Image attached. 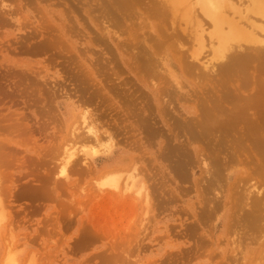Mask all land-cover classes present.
<instances>
[{"label":"rangeland","instance_id":"rangeland-1","mask_svg":"<svg viewBox=\"0 0 264 264\" xmlns=\"http://www.w3.org/2000/svg\"><path fill=\"white\" fill-rule=\"evenodd\" d=\"M81 1H78V0L77 1H75V0H62V1L58 0L57 1L56 0V2H55V0L54 1L52 0V2H51L50 0H46V1H44V0H40V1L39 0H0V89H1L0 90V94H1L0 98L3 96V94L5 96L4 100L2 99L1 103H0V118L1 117L4 118V119H1L2 124L0 123V141H1L0 144L2 145V142H3L5 144V147L8 144L6 149L9 148V151L12 153V154H9L10 152L8 153V151H5L4 146H2V147L0 146V149H1L0 155H2V158H4V157H3V154H1V152L5 151L4 156H7L3 160L1 159V162L9 160V162H11V163H9V162L8 163L12 164V165H10V168H8V165L4 166V165H2V163H0V168L3 166L1 168V172H0L1 176L2 175L3 176L1 178L2 180L1 179L0 180L3 181V183L5 185L4 186L3 183L0 181V188H1V184H2L3 185L2 189H3V187H5V191L7 193V196H6L7 198L4 197L5 193L3 195V198L1 195L3 193H0V195H1L0 198H1V203H2L3 208L7 206L6 207V214H3V211H5V210H3L1 213V216H0V223H1L0 224V264H217V263L218 264H221V263L229 264L232 260H236V259H238V261L237 262L235 261V263L233 262L234 264H238V263L239 264H253V263L254 264H257V263L258 264H264V242H263L264 241V226H263L264 222H263V224H261V226H263V230H262L263 232L261 230H260L261 232L258 231V229H256V228L254 229V227L250 228L251 231L246 229V227L242 228L240 226H237V228H236L235 224L240 225L237 222L238 221L237 218H235V216L237 217V215H236L238 213L237 210L232 211V213L235 212V215L234 214H232V215L236 219L237 223L234 222V218L233 219L229 218L230 212L229 213L227 212L228 203L231 201V204L234 206L235 202H237V201H235V199L237 198V194H239L240 190H241L240 192L242 193L244 185H246L249 180H252V182L249 181V185L255 182V184H258L260 187L263 188L264 185L261 186V184H260L261 182L258 179V177L256 176V178L254 179V176H253V179H250L248 176L243 175V176H240L241 179L237 181L235 179H237L239 177H238V175H236L235 172L233 173L232 171L233 170L237 171L239 167L230 166V168L226 169L227 171L226 170L224 171L226 175L231 173L229 183L226 184L224 189H223V185H221V183H222L221 181L219 182V180L217 179V182L215 183L213 180L210 179L212 182V185L210 183L211 191L209 188V192H208V187H209L208 183L210 182V180L207 182L208 186H205L206 185L205 181L208 180V178H207V175L205 173H203L204 168H201V166H202V165H200L201 162H198V160L201 161L200 159L204 160L205 157H206V159L210 158V154H209L210 151H209V153L204 151L205 146L207 145V147H208L210 145V144L208 145V144L204 143L205 141L208 142V140H204V142L202 144H201V142L197 143V141H194L195 139H191L190 141H186L187 143H189V144L191 143L193 145L190 144L191 146L186 147V148H189V150L191 148L190 151L188 149H186V151H185V149L181 145L182 143H184L182 136L179 138V142L175 141V144H173L174 142H172L169 138H167V135H163V132L165 134V129L162 128L161 124H160V120L163 119V118L159 117L160 107L158 105L155 106L153 104L154 101L152 102L151 100H149L151 98L150 93H151V95L154 94L152 89H154L155 85L152 88L153 84L159 83V82L156 83L155 80H153L152 78L157 79V81H158L159 75H165V77H166L167 84L165 85V87L163 89H160V91H159V86H158V91H159L158 96L162 94L161 96L163 97V94H164V96L165 95L167 96V94H168L169 99H171V100L168 99L169 105H164L165 109H168L169 107H171L170 108L171 110L163 112L164 119H168L169 117L172 116V114H167L169 112L174 113L178 116L179 114H182L181 111H182L183 106H185L187 108V105L190 102L182 101L181 99L183 96H179L176 89H179L178 88V85H179L182 88V91H184V89H186L187 86L194 85L196 80H194L193 77H192V79L187 78L188 76L187 77H180L177 70L173 69L171 66H168V65H167V68H165V72H163V70L161 71L160 68H162V69L164 68L161 63H162V58L164 57V53L166 51V50H164V53H163L162 47L160 49H158V50H161L160 53H159V51H157V52H155V55L152 56L156 60L155 62H153L152 60L149 61L150 59L147 60L146 57H144L149 52L147 46H150L151 44L148 45V43H150V42L152 43V40L154 38L152 40H147V39L151 38L153 36L155 37L154 32L147 31L148 34L145 32V28L142 27V26H144L145 21L141 22L142 18H143V20H144V18H147V20L152 21V25L156 24V20H154L152 17H149V18L145 17L146 12H145V10H142L146 4L145 1L147 2L146 7H144L145 9L146 8L148 9V7L151 3H148L147 0H145V1L143 0L144 2L142 5H144V6H139L140 8L142 7V9H139L138 6L134 7V9L136 8L137 10L132 9L134 14L137 13V15H134L132 11L130 12L134 15V17L137 16L135 18V21H137L138 25L142 24V23L143 24H142V26L141 25L136 26L134 24L135 27L133 26V28H131L132 26L130 27V25L133 24L132 22H134L133 15L131 14V16H132L131 19H133V20L130 19L129 20L130 22L128 21L127 24H124V25L130 24L129 27H130L131 31H129V28L126 30V28L123 29V27H122V29H121L122 31H120V32H122V36H121V33L117 32V30H114L115 26L113 28L111 22H109L112 20V19L111 20L109 19L112 17V16L109 17V15H111V14L105 12L108 15V17L105 15L107 22H106V19L104 18V16H103L104 19H100L101 15L105 14L104 13L105 9L104 10L102 9L103 5L101 4V7H99L100 10H97V9H99V8H97L98 7L97 4L100 5L99 3L103 0H101L100 2L98 0V3H96V4H95V2H97L96 0H94V2H93V0H90V1L86 0L88 4L91 3V4H89V5H91V7L89 6L90 9H92L91 11H90V9H88L87 5H86L87 7L82 6V5L81 6L78 5V4H81ZM54 2H55V4H54ZM57 2H59V3L62 2V3L59 4ZM56 3L59 4L60 6H58ZM101 3H103V2H101ZM68 6H70L72 8H70V7L68 8ZM93 6H95L96 8H94ZM61 7H63L67 11V13ZM184 7L187 8V6H184ZM184 7L183 8L181 7V9H179L182 12L177 13V11H179L177 9V11L175 10L176 14H174L171 18H169V17L166 18L168 15L165 16V18L168 19V21H169V19L170 20L174 19V22H176L177 27L180 29L182 28L185 30L186 29L185 27H187V29L190 30L191 27H190L189 23L191 22L190 19L192 18L191 17L192 15L190 13L191 18H188V16H189L188 13L192 8L189 7V8H187L188 10L185 9V10H187V14H188V15H186V13H185L186 11H184V13H183ZM197 7L198 6H195L196 10H197ZM60 8L63 9V11ZM177 8H179V7H177ZM195 8H193V9L195 10ZM56 9H58L57 12H56ZM71 9L74 11L71 12ZM93 10L95 13H97V11H98L99 14L98 13L97 14L100 16H98V15H95V16H96V19L99 18L100 21L96 20L95 17H94V19L92 18L93 17L92 15L95 14L94 12H92ZM80 11H81V13H80ZM89 11L92 13H90ZM51 12H54L53 13L54 15ZM73 12H75V13H73ZM190 12H193V11H190ZM61 13H63V14H61ZM101 13H104V14H101ZM130 13H129V15H130ZM66 14L68 17L65 16ZM90 15H91V17H90ZM171 15L169 14V16H171ZM69 16L70 17L72 16V17L70 18ZM126 16H128V12H127ZM49 18H50V20H49ZM53 18H55V19H53ZM67 18H68V21H67ZM84 18L86 20H84ZM137 18H139L140 20ZM150 18H152V19H150ZM82 20H84L85 22ZM56 21H58V22H56ZM71 21H73L74 23H72ZM98 21L101 23V28L99 25L100 23ZM104 21H105V23H104ZM139 21L141 23H139ZM54 22H56V23L54 24ZM69 22H71V23H69ZM78 22H80V23H78ZM88 23H89L88 27L91 30H93L91 33H90L91 30L86 28L87 25L85 26V24H88ZM106 23L109 25H107ZM64 24L66 26H64ZM96 24H97V26H96ZM105 24H106V26L112 27V29L106 27V28H108L107 29L108 31H106V28H103V27H105ZM203 24H204V22H203ZM70 25H73V26H70ZM154 25L152 26V29H154ZM140 26H141V28H139ZM52 27H54V28H52ZM64 27H66L67 30ZM72 27L74 29L77 28V29H75L76 33L74 32V34H73L74 29H69ZM96 27H98V28H96ZM62 28L64 30H62ZM208 28L206 27V29H208ZM71 30H72V33L70 34ZM101 30H103V31H101ZM118 30H119V28H118ZM65 31L67 32L66 34H64ZM94 31L96 32V34H94L95 33ZM100 31H101L100 34H104V35L106 34L105 36H103L104 38L102 37L103 42L100 39L102 36L99 34ZM125 31L129 35L126 36ZM142 31L146 36L142 33ZM180 32H179V34H180ZM118 33L120 35H118ZM138 33H139V36L141 35L140 37H138ZM91 34H94V35H91ZM112 34L113 35L115 34V35L113 36ZM179 34L177 36H179ZM74 35H75V37H74ZM76 35H77V37H76ZM84 35H86V36H84ZM95 35H98L97 38L100 39L99 41H101V42L92 41L94 39H97ZM93 36H95V37H93ZM113 37H114V39H113ZM134 37H137V38L134 39ZM142 37H143V43H141V45L143 44L142 46L145 47V49H147L146 54H144L145 49L140 50V48H139L137 50V48L135 47L137 44L140 43L137 41V44H135L136 40L141 38L140 41H142ZM145 37H147L146 40H145ZM91 38H92V40H91ZM176 38L177 37L175 36V39H172V40L177 41L178 38L177 39ZM126 39L128 40V43L132 42V39L135 40V41H133V42H135L134 47L136 48V50L138 52L137 53L132 52L131 56L134 55L133 57L136 58L138 55L135 56L134 53H136V54H138L139 52H140L139 54L143 53L144 54V55H142L144 58L143 60H147L149 63L147 61H141L142 64H140L141 62H138V61H136L135 63L133 62V59H132L133 57H131L129 54L131 52L130 48L132 50V47L134 44H133V42H132V44H133L132 46L130 44V46H129L130 48L128 47L130 52L128 51L129 53H127V51H125L123 49V48L127 47V45L125 44V43H127ZM155 39H156V37H155ZM124 40H126V41H124ZM105 41H106V44L108 43L107 44L108 46L105 44ZM122 41H124L125 43H123ZM145 41H147V42H145ZM148 41H150V42H148ZM176 41H175L174 45L177 44ZM96 42L98 43V45L100 43H102L105 46H107L108 49L105 48L107 50L112 48L113 51L110 50V53H108L109 51L102 49V47L104 48L105 46L99 45L100 47H98L97 44L95 45ZM118 42L125 44L126 46L124 47V45H123V47L121 48L120 47V46H122L121 44H119V46L116 45ZM188 44L189 43H186V45L184 44L185 45L184 50H186V51L188 50V52L192 53L195 50V47H197V46H195V44H193L195 47L192 48V43H190L189 46H188ZM141 45L140 46L138 45L137 47H141ZM186 46L189 48H187ZM118 47H119V49H118ZM78 49L79 50L82 49V50L79 51ZM125 49L127 50V48H125ZM82 51H85V52H83L84 54H82ZM105 51H107V52H105ZM132 51H134V48ZM141 51H144V52L141 53ZM112 52H113L115 58L112 57L113 56V54H111ZM105 53H107V54H105ZM100 55L103 57H101ZM167 55H168V58H166L165 62H168V63H166V64H169V63L172 64L174 62V60L170 57V54H168V52H167ZM104 56L106 59H103ZM111 57H112V60L115 59L114 62H112V63L109 62ZM129 57H131V58L129 59ZM147 58H149V57H147ZM120 59H121V62H120ZM138 59H141V57ZM86 60H88V61H86ZM128 60H131V61L129 62ZM104 63L105 64L107 63V65H105V66H107V68H104L105 67ZM129 63H132V64L130 65ZM138 63L140 64L141 68L144 70L146 68V65L148 66L146 69L147 75L143 72H142V74H144L145 76L142 75L141 72H140V74H141L140 76L137 74L141 69V68H139V71H138V67H140ZM153 63H154V66H151ZM113 64H115L116 66H113ZM119 64L121 66H119ZM157 64L160 68L153 70L152 67H154V68H155V66L157 67ZM98 65L102 66L104 70L101 69L102 67H100L98 69V67H99ZM135 65H138V67L135 68ZM142 65H145V68L142 67ZM198 65L200 66V64H198ZM112 66H113V69H115L114 74H113V69H112V72L110 69V68H112ZM118 67H120L119 71L122 70L121 74L116 70V68H118ZM133 67L137 70H135ZM148 68H149V71H151V72L154 71L153 74L155 75L156 78L152 77L153 76L152 73L147 71ZM169 68H171V69H169ZM106 69L108 71H106ZM109 69H110V71H109ZM159 69H160V73L162 72L163 74L162 73L160 74L158 72ZM81 70H83V73ZM123 70H124V72L126 71L125 72L126 74H124L125 76L122 74ZM131 70H133L134 72ZM115 71L118 72L117 73V76L119 75L118 77L114 76ZM155 71L157 74L155 73ZM135 72H136V74H135ZM81 73L84 75H82ZM88 73H89V76H88ZM108 74H112L113 76L111 75V77H110V75H108ZM148 74L150 76V81L152 79V82L153 81L155 82V83L151 82L152 85H151V83L148 82L149 81ZM83 77H85L86 80ZM89 77L91 78V80H89L90 79ZM103 77L104 78L107 77V78L105 80L101 81L100 79H103ZM113 77H115V78H113ZM143 77H144V80H143ZM92 78H94V79H92ZM108 78H110V80H107ZM124 78H126V79H124ZM127 78H129L128 80H130L132 78L131 80H133L134 82L130 81V83H129V81H128V82H126V85H125L124 80L127 81ZM185 78L187 80H185ZM140 79L142 80V82H140ZM120 80L123 81L124 83L120 82ZM191 80L193 81L194 84L192 83ZM94 81L97 83H95ZM108 81L110 82L109 83L111 86L110 89H109L110 86L108 84ZM100 82H101V84H100ZM111 83H113L116 86L114 87V85H111ZM92 85H94V86H92ZM121 85L122 86L124 85L123 88H125V90L121 87ZM106 87H108L109 90H107ZM116 87H119V89L120 88H122V89H120L118 91L117 90L118 88H116ZM129 87L131 88V90ZM168 87L169 88L173 87L172 90L174 92L171 90V88H170V90L174 94H172L170 92ZM175 87H177V88H175ZM126 88L128 91L126 90ZM165 88L166 89L168 88L169 91H167ZM83 89H85V90L81 91ZM113 89H114V91L112 93L108 92V91H112ZM102 90H105V91H102ZM5 91H7L8 93ZM77 91H81L83 93H79V95H78ZM120 91H121V93H120ZM124 91H126V92H124ZM87 92L90 93V96L92 94H94V92H97L94 97H91L93 99V100L91 99L92 101H89L88 99L85 98V97H88V95H89ZM118 92L120 93V95H119L120 97H122V95L124 96L123 100L127 99L126 102H128V104L125 103V101H123L121 98H118L119 97V96H117ZM141 92L145 96H142ZM166 92H168V93L166 94ZM6 93L9 94L8 95L9 97H6L7 96ZM85 93H87L88 95ZM104 93L105 94L107 93L108 95L107 94L105 95ZM115 93H116L117 97L115 96ZM125 93H126V95L131 94V97L129 96L128 98H126ZM133 93H135L136 96ZM103 94H104V97L106 96L105 99L107 100V96H108L109 98L107 101L111 100V102H106L104 104V102L106 100H104V97L102 96ZM132 94H133V98H132ZM161 96H159V98H161V100L163 98H165V97L162 98ZM102 97H103V99H101ZM114 97H115V99L117 98L116 101H114ZM180 97H181V99H179ZM78 98H81V99H78ZM84 98L87 101H89L90 103H92V102L93 103L92 104L88 103L90 105L88 107L87 106L88 104H86L87 101L84 102V100H85ZM184 98L185 97H183V99ZM112 99H113V101H112ZM117 100L120 101L121 103L118 102ZM179 100H180V102H179ZM82 101L84 102V104H81V103H83ZM101 102H103V103H101ZM116 102H118V103H116ZM123 102L127 105V107H125L126 109L124 108V106H122V108H121V105H124ZM131 102H133L134 104L133 103L131 104ZM148 102L151 103L153 108H151V106L149 108H147L150 104V103L148 104ZM143 103H144V105L145 104L146 105L144 106ZM106 104H108V105H106ZM99 105H101V106L99 107ZM105 105L107 106L106 108L104 107ZM133 106L135 108V111L133 109ZM172 106H174V107L176 106V108L179 107L178 111L176 108L174 110V108ZM95 107H96V109H94ZM113 107H115V109ZM118 107H120V108H118ZM110 108H111V110H109ZM131 108H132V110H131ZM140 108H141V111H140ZM142 108H144V109H142ZM83 109H86L87 112L89 111L88 113L90 114L91 117H93V118H91L92 120L95 119L93 121L94 122L96 121V125L99 128L102 135L106 131H107L106 132L107 134L110 131L109 134H111L110 136H112V138H114L117 145H116V148L112 151V154L108 155V156L111 157L112 160H114L116 158H118L121 161L123 160L124 171L122 170V168H120L121 169L120 170L119 166H118V168H117V166H115L116 167L115 168L114 165H111L108 168L103 167V163H104L103 160H104V158H106V156H99V157H95V158L93 157V159L91 156H87L86 162L84 163L83 162L84 157L81 153H79V154H77V156H79V157H76L74 159V162H71L69 165L66 166V169H65L66 172L63 175H59V170H60L59 167H61L60 163H62V161H60V155L62 157V152H63L62 149H63V147L65 148V146L67 145V143H65V142H67V138L69 139V142L72 141V138L70 137V134H69L70 126L75 119L74 117L79 116L78 114L83 112L84 111ZM103 109H105V114L102 112ZM150 109H152V110H150ZM130 110L132 111V115H131ZM142 110H143V112H142ZM146 110H150V112L148 113ZM92 111L93 112L100 111L99 112L100 114H98V112H97V114L93 113ZM121 111L123 113H121ZM151 111L153 114L151 113ZM135 113H136V115L137 114L139 115V113L140 114L142 113L141 114L142 116L141 115L138 116V119L141 116V118L139 120L143 119L144 115L146 117L154 118V121L156 123V124L154 123L155 124V130H156L155 132L157 133V132H160V130H161V133L159 135L157 134L158 136L156 137V135L153 133L154 132L153 131L154 129H153L152 135H155V136H153L154 138L148 137V138H151L153 140L151 141V139H148L146 141L147 137H145V135H139L135 131L138 128V127H136L137 124L134 125V123L132 122L134 120L136 121V119H137V117L134 116ZM93 114L94 115L96 114V115L94 116ZM106 114H108V117L104 116ZM119 114H121L122 116ZM123 114H128L131 118L129 117L130 119H128V117H126L128 119L127 120L125 118V115H123ZM128 115H126V116H128ZM168 115H169V117H168ZM96 116H98V118L100 116H104V118L102 119L103 121L100 120L101 117L98 119ZM114 116H115V118H114ZM132 116H134V117H132ZM145 116H144L143 121L146 120ZM187 116H188V118L192 119V116L191 117H190V115H187ZM157 117H159L160 119H157ZM174 117L175 116L173 115V118ZM121 118H125L126 122L124 121V119L121 120ZM176 118L178 119V117H176ZM176 118H174V119L177 120ZM108 119H110V120H108ZM99 120H100V122H102V124L99 123ZM115 120H118V121H115ZM139 120H137V122ZM148 120H147V122H148ZM103 123H104V125H103ZM129 124H131V125H129ZM139 124H138V126H139ZM16 125L18 126L17 128L19 129V131H17L18 129L16 127H14ZM43 125H45L44 129H42ZM112 126H113V129L115 128L114 130L112 129ZM29 127H30V132L28 131V133H30L31 136H29V134L26 135L27 133L23 132V131H26L27 129H29ZM37 127H40V128H37ZM156 127L157 128L159 127V128L157 129ZM22 128H24V129H22ZM15 129H17L16 131L18 132L19 135L20 134L22 135V136L20 135L22 138L25 137L24 138L25 145H24L23 139H20V136L17 134ZM20 129H22L23 131H21ZM145 129H144V131L146 133V131L148 129H146V130ZM178 129H179V127L177 128V130ZM9 130H11V131H9ZM129 130H130V133H129ZM131 130H133V131L131 132ZM38 131H39V133H38ZM179 131L181 132L182 130H179ZM117 132H119V133H117ZM1 133H3L2 136H1ZM148 133H151V132L149 131ZM182 133H183V131H182ZM137 134H138V136H137ZM161 134L167 138V139L164 138L167 141V144H165L166 143L165 140L162 137H160ZM148 135H150V134H148ZM29 137L31 138V140L29 139ZM128 138L130 141H128ZM120 139L121 140L123 139V140L121 141ZM26 140H28V142L30 140V142H29L30 144L26 143L27 142ZM211 140H212L211 141V143H212L214 139L211 138ZM18 141L21 143H19ZM192 141H194V142H192ZM5 142H7V143H5ZM143 142H145V143H143ZM61 143L65 144V145L62 144L63 146H61ZM81 143L82 142H79L76 145V147L79 148L78 149L79 152L81 149V147H79V144L81 145ZM136 143H138V144H136ZM39 144H40V146H39ZM176 144L178 147L181 148L180 149L181 152H179L180 150L177 151L178 147L176 148ZM15 145H16V147H15ZM150 145H152V146H150ZM197 145H198V147H197ZM201 145H204V146H201ZM212 145H214V143H212L210 146H212ZM192 146H195L197 148V153L194 152ZM154 147L157 149H155ZM171 147H172V149H171ZM173 147L176 148V150L174 149L175 151L173 150ZM22 148H24V149H22ZM61 150H62V152H61ZM172 150L174 151V153H173L174 155H172V153L171 154L169 153ZM38 151H40L39 153L41 155L38 153ZM33 152H35V153H33ZM184 152L185 153L191 152L192 154L190 153V155H191L190 156L187 153V155L189 157L188 156L185 157L183 155ZM134 153H136V154H134ZM160 153L161 154H167V158L165 157V155H164L165 158L163 156L161 157ZM175 153H177V156L181 155V154H182V156L173 158V156H176ZM200 153H201L200 156L201 157L203 156L202 158L199 156ZM207 154H208V156H207ZM11 155H12L13 159L10 160L9 157ZM13 155L16 157H13ZM168 155H169V158H172V159H170V161L168 159ZM17 156H19L18 158H19L20 163L16 161L18 159ZM38 156H39V158H38ZM155 156L157 157V160L155 159L156 158ZM158 156H160L161 158ZM187 157H188V159H187ZM190 157H192L193 159ZM143 158H145V159H143ZM152 158H153V160H151ZM177 158H178V160L180 158L181 159L183 158V160L186 163L182 160H179V163H178V160H175ZM189 158L192 159V161L190 160V165L188 163L189 161L188 162L186 161V159L189 160ZM240 158H241V156H240ZM39 159L41 160V162ZM24 160H29V162H27V165L25 163L26 161L24 162ZM77 160H79V162H76ZM144 160H148V161L150 160L152 162H150V161L148 162V161H144ZM160 160H162V161H160ZM172 160L177 161V163L172 161ZM34 161H35V163H34ZM168 161H169V165H171L170 167L168 165V167L173 168V169H169L168 167H166V165L168 164ZM171 161H172V164H171ZM211 161H212V159L210 158V159H207V161H205V162H206V164L207 163L210 164ZM39 162H40V164H39ZM88 162H90V165L91 164L92 165L91 166L88 165ZM135 162H136V165L134 164V166H136L135 167L136 170H135L134 174H136V172L138 174V177H137L138 183H137V186L134 189H132V191L134 190L133 192L132 191L131 192H124L123 191V194H119L121 192L120 190L117 191L115 189L114 190L109 189L107 186H101L98 184L100 182V180L96 182V179H101L105 175H106L105 177H107L111 174H116L117 170L118 171L120 170L119 172L123 171L124 174H126V172L129 173L127 170H129V171L132 170V169H130V167ZM194 162H196L197 164H194ZM21 163H22V165H21ZM23 163H25L24 164L25 166L23 165ZM77 163H80V164H78V166H80V167H78L76 165ZM30 164H32V165H30ZM33 164L37 165L36 166L37 168L34 169V172L37 175L34 172H32L33 170H28V169H30L29 168L30 166H32V168L35 167V165L33 166ZM173 164H174V167H172ZM192 165L196 168L192 167ZM199 165H200V167H199ZM27 166H29V167H27ZM84 166L86 167V171L83 170ZM6 167L9 170L6 169ZM143 167L145 169H143ZM80 168H81V170H80ZM125 168H126V171H125ZM177 168H178V170H177ZM35 170H37V171H35ZM87 170H89L90 172ZM70 171L72 173L68 174V173H70ZM114 171L116 173H114ZM141 171H143L142 172L143 174L141 173ZM169 171H170V173H169ZM31 172H32V174L34 173L33 176L31 175ZM80 172H83L84 174H82V173L79 174ZM87 172L90 174H87ZM107 172H109V174H107ZM139 172H140V174H139ZM171 172L173 173V176H171L172 175ZM178 172H179V174H178ZM194 172H196V173H194ZM175 174H176V177H178L177 179H175V177H174ZM180 174L184 175L183 178L187 177L185 175L190 174L191 178L188 175L187 179L184 178L185 179L184 180L183 178H181ZM81 175H83V177H81ZM164 175H165V177H164ZM37 176H38V179L36 181L34 179H36L35 177H37ZM162 177H164V178H162ZM179 177H180V179H183V180L181 181L179 179ZM39 178H40L41 182H40ZM121 178L123 179V177H121ZM203 178H206V180ZM243 178H246V179H243ZM122 179H120V180H122ZM178 179L180 180L179 183H178V181H179ZM74 180H76L78 182H76ZM188 180H189V182H188ZM253 180H255V181H253ZM146 181H147V183H146ZM95 182H96V184H95ZM213 182L215 184H213ZM238 182H241V183L239 184ZM55 183H56V185H55ZM201 183H203V184L200 185ZM204 183H205V185H204ZM73 184H74V186H73ZM140 184L144 187V190L147 188V190H145V191H147L149 194L148 195L149 201L147 200V202L145 203L147 205V208H146L147 210L144 209L146 207V206L145 207L143 206L144 201L142 202V199H140V198L144 197V195H143V194H145L144 190L140 191V194H137V195L135 194L136 189L138 188V186ZM216 184L220 185V186L219 185L218 186L220 187V191H221L220 194L221 195L219 194V191L217 192L219 187H217ZM237 184L242 185L243 187L240 189L239 187H241V186H236ZM27 185H29L31 187H28ZM35 185H37V186H35ZM147 185H149V188L151 190H149ZM249 185L247 184L246 186H249ZM62 186H64L65 188L67 187V188L63 190ZM201 186L204 187V189ZM213 186L216 188V190L213 189L214 188ZM227 186H229V187L234 186V188L235 187L238 188V189L236 188L234 190V192L232 193L233 194L232 198H231V194L228 191H225V193L223 194V191L225 189H227ZM26 187H28V188H26ZM37 187H38V189H37ZM56 187H57V190L54 191L53 189ZM205 187H207V188H205ZM94 188H96V189H94ZM97 188L98 189L103 188L101 190V192H99V194H97V193H98V191H100V189L98 190ZM257 188H259V187H257ZM2 189H0V191ZM201 189H203L204 193L202 192ZM205 189L207 190V193L210 194V192H211V194H210L211 196L206 193ZM3 190H2V192H3ZM51 190H53L54 192ZM112 190L115 192V196L113 195L114 192ZM179 190L180 191L183 190V191L180 192ZM214 190H215V192H217L216 194H219V196H221L222 199H220L219 197L216 196V194H214L215 193ZM177 191H179V192H177ZM43 192L46 193L47 196L52 194L54 197L53 196H51V197H53V199L55 198L54 199L55 201L48 200L47 196H46L47 199L44 198V196H43L44 194L42 195ZM94 192H97V193L94 194ZM103 192H104V195H103ZM142 192H144V193H142ZM212 192H214L213 198L210 199V197H212ZM59 193L62 196L61 198H60V196L58 197V195H60ZM226 193L228 194L227 196H226ZM30 194H32V195H30ZM129 194L131 195L132 198H130ZM204 194L207 195L209 198H206L207 196L203 197ZM92 195H93V197H92ZM121 195H122V197H121ZM151 195L154 198H151ZM29 196L30 197L32 196L33 198H30ZM95 196H97V197H95ZM109 196H110V198H109ZM101 197H103L104 199ZM116 197L118 200L116 199ZM120 198H121V200H120ZM214 198L217 201L219 198L218 204H216L217 202H216V200H214ZM56 199H59L61 202H57ZM199 199H200L201 203L199 202ZM143 200H145V199H143ZM209 200H210V204L212 203L211 204L212 207H209V208L211 209V214L213 217L210 214V209L208 208V206L205 207L206 201L208 202ZM135 201H136V203H135ZM214 201H215V203H213ZM148 202H149V204H148ZM66 203L67 204L69 203L68 204L69 207H66V205H67ZM203 203H204V205H203ZM219 203L222 204V206L220 207L221 209L216 208V206H220ZM208 204L209 203H207V205ZM214 205H216V206L214 207ZM223 205H224V208H223ZM236 205H237V207H240L239 204H236ZM70 207L72 208V210ZM7 208H8V210H7ZM207 209L209 210V212H208L209 214L206 212L205 216H203L202 214H204V210L206 211ZM200 212H202V214H200L201 216L199 215ZM154 213H156V215ZM144 214H146V216H144ZM207 214L209 216H207ZM4 215H6L7 220H5ZM202 216L204 218H202ZM140 217H141V219H140ZM231 218H232V216H231ZM198 219H199V221H198ZM218 219H220V220H218ZM231 220H233V221L230 222ZM228 221H229V223H232L231 228H230L232 230H230L229 229L230 226L227 225ZM80 222H81V225H80ZM233 222H234V225H233ZM141 223H142V225H141ZM144 223L146 226L144 225ZM201 223H203L204 226ZM6 224H7V226H6ZM109 225H111V226H109ZM143 226H145V227H143ZM85 227H86V231L83 230V228L85 229ZM232 227H234V228H232ZM90 229H92V230H90ZM192 229H194V230H192ZM198 229H199V231H198ZM241 229H243V230H241ZM106 230H108V231H106ZM233 230L239 231V232L236 233ZM247 230H248V232H246ZM252 230H253V232H252ZM194 231H196V232H194ZM83 232H84V234H86L88 239L86 238V236H83L84 235V234H82ZM88 233L89 234L91 233L92 235L90 234V236H88L89 235ZM243 233H245L246 235ZM237 236H239V237H237ZM247 236H248V238H247ZM2 237L4 239H2ZM241 237H242V239H240ZM5 238L7 241L5 240ZM110 238H111V240H110ZM84 239H86V240L84 241ZM113 245H116V246H113ZM231 245H232V247H231ZM247 247H249V248H247ZM233 255H234V257H233ZM238 255H240V257H238ZM226 256H227V258H230V259H227ZM239 258H240V260H239ZM228 260H230L229 263H228ZM233 263L231 262L230 264H233Z\"/></svg>","mask_w":264,"mask_h":264},{"label":"bare ground","instance_id":"bare-ground-1","mask_svg":"<svg viewBox=\"0 0 264 264\" xmlns=\"http://www.w3.org/2000/svg\"><path fill=\"white\" fill-rule=\"evenodd\" d=\"M40 1V0H39ZM44 1H46V0H44ZM51 2H52V0H50ZM54 1V0H53ZM58 1V0H57ZM62 1V0H61ZM75 1H77V0H75ZM78 1H81V0H78ZM87 1H90V0H87ZM87 1L86 0H82L81 1V4H78V5H82V6H88V9H90V7H91V5H89V4H91V3H87ZM97 2H95V4L96 3H98V0H96ZM101 0H99V2H100ZM145 1V0H144ZM143 0H103V1H101V2H103V3H99L100 5H98L97 4V8H99V7H101V4L103 5V10L105 9V11H104V13L106 12V13H109V14H111V15H109V17H111V18H109L111 21H109V22H111V24H112V27L114 28V26H115V28H114V30H117V32H120V31H122L121 29H122V27H123V29L124 28H126V30L129 28V31H131L130 30V27L131 28H133V26H134V24L137 26L138 25V23H137V21H135V18L137 17H134V15H137V13L136 14H134V12L132 11V9H134V7L135 6H144V5H142L143 4V2H144ZM148 1V3H151L150 5H149V7H148V9L146 8H144V7H146V5H147V2L145 1V6L143 7V9H142V7L140 8L139 7V9H142V10H145V12H146V14H145V17H152L154 20H156V24L154 25V29H152V21H149V20H147V18H144V20H143V18H142V21L141 22H144L145 21V24H144V26H142V24H139V25H141L143 28H145V32L148 34V32L147 31H149V32H154V35H155V37H156V39H155V37L153 36V37H151V38H148L147 40H152L153 38V40H152V43L150 42V41H148V42H150V43H148V45H150V46H147L148 47V50H149V54L147 53V49H145V47H143L142 45H141V43H143V37H142V41H140V39H138V40H136V43L135 42H133V41H135V40H133L132 39V42H133V44L135 43V44H137V41L138 42H140L139 44H137L136 46H135V44L133 45L132 44V42H130V43H128V40H127V43H125L124 41H126V40H124V41H122L123 43H125L126 45H127V47H125L126 45L125 44H122V43H117L116 45L117 46H119V44H121L122 46H120L121 48L123 47V45H124V47L125 48H127V50L125 49V48H123L125 51H127V53H129L130 51V56L132 55V52H138L137 50L140 48V50L141 49H145L144 51H145V53L144 54H146L144 57H146V59L148 60V59H150L149 61H153V62H155L156 60L152 57V56H154L155 55V52H157V51H159V53L161 52V50H158V49H160L161 47L163 48V53H164V50H166L165 51V53H164V57L162 58V66L164 67L163 69L162 68H160L159 66H158V64H157V67L155 66V68L154 67H152L153 68V70L155 69H157V68H160L161 69V71L163 70V72H165V68H167V65L168 66H171L173 69H176L177 70V72H178V74H179V76L180 77H187V78H191L192 79V77L194 78V80H196V82H195V84L193 83V81H192V83L194 84V85H189V86H187V88L186 89H184V91H182V88L178 85V88L179 89H176V91L178 92V95L179 96H183V97H185L184 99H183V97H182V99H181V97L179 98V99H181L182 101H185V102H190V103H188V105H187V108L185 107V106H183V108H182V114H179L178 116L176 115V114H174V113H171V112H169V113H167V114H172V116L171 117H169V115H168V119H164V117H163V112H165V111H169V110H171L170 108L171 107H169L168 109H165L164 107V105H169V101H168V99H169V96H168V92H166V94H167V96L165 95L164 96V94H163V97H167L166 99L165 98H163L161 95H159V96H161L163 99L161 100V98H159V96H158V93H159V91H160V89H163L164 87H165V85L167 84V82H166V77H165V75H159V78H158V81H157V79H154V78H152L153 80H155V82L157 83V82H159L158 84H153V86H152V88L154 87V85H155V87H154V89H152V91H153V95H151V93H150V96H151V98L149 99V100H151L152 102H153V104L155 105V106H159L160 107V114H159V117L160 118H163L162 120H160V124H161V127L162 128H164L165 129V134H164V130L162 131L163 132V135H167V138H169L172 142H174L173 144H175V141H178L179 142V138L182 136L183 137V142L184 143H180L181 145H182V147L185 149V151H186V149H188L189 150V148H186L187 146H191V145H193V144H189V143H187L186 141H190L191 139H195L194 141H197V143L198 142H201V144L204 142V140H208V142L207 141H205L204 143L205 144H212V143H214V145H212V146H208L207 147V145L205 146V152H207V153H209V151H210V158L212 159V161H211V163L209 164V163H207L206 164V162L205 161H207V159H210V158H207L206 159V157H205V159L203 160V159H200L201 161H199L198 160V162H201V164L200 165H202L201 166V168H204V172L203 173H205L206 175H207V178H208V180H206V178H203V179H205L206 181H205V183H206V185H205V183H204V185L205 186H208L209 185V187H208V192H209V188H210V191H211V185H212V182H211V180H213L215 183L217 182V179L219 180V182L221 181L222 183H221V185H223V189H224V187L226 186V184H228L229 183V179H230V174H225V170L227 169V168H230V166H237V167H239L238 168V170L236 171V170H233L232 172L234 173H236V175H238V177L239 178H237V179H235V180H240L241 179V177L240 176H248L250 179H253V176H254V179L256 178V176L258 177V179L260 180V184H261V186L262 185H264V0H147ZM55 2H56V0H55ZM55 2H54V4H55ZM72 2V1H71ZM86 2V3H85ZM93 2H94V0H93ZM142 2V3H141ZM49 3V2H48ZM57 3H59V2H57ZM56 3V4H57ZM62 3V2H61ZM61 3H59V4H61ZM67 3V2H66ZM59 4H57L58 6H60ZM70 4V3H69ZM68 4V5H69ZM74 4V3H73ZM49 5V4H48ZM56 5V6H57ZM77 5V4H76ZM50 6V5H49ZM52 6V5H51ZM55 6V5H54ZM63 6V5H62ZM73 6V5H72ZM86 6V7H87ZM90 6V7H89ZM184 6H187V8H192L190 11H193V12H190L189 11V16H188V18H191L190 20H191V22L189 23L190 24V27H191V29L190 30H188L187 29V27H185L186 29L184 30V29H180V28H178L177 27V25H176V22H174V19H172V20H170L169 19V21H168V19H166V18H171L174 14H176L175 12L177 11V9L179 10V9H181V7L183 8ZM195 6H198L197 7V10H196V8H195ZM4 7V6H3ZM7 7V6H6ZM53 7V6H52ZM70 6H68V8H69ZM77 7V6H76ZM94 8H96L95 6H93ZM177 7H179V8H177ZM61 8H63V7H61ZM60 8V9H61ZM70 8H72V7H70ZM81 8V7H80ZM187 8H185L184 7V10H183V13H184V11H186L185 13H186V15H188L187 14ZM193 8H195V10L193 9ZM64 9V8H63ZM63 9H61L62 11H63ZM67 9V8H66ZM86 9V8H85ZM101 9V10H102ZM136 9V8H135ZM134 9V10H135ZM185 9H187V10H185ZM57 10L58 9H56V12H57ZM65 10V9H64ZM68 10V9H67ZM81 10V9H80ZM92 9H90V11H91ZM97 10H100V8L99 9H97ZM96 10V11H97ZM137 10V9H136ZM141 10V11H142ZM176 10V11H175ZM12 11V10H11ZM66 11V10H65ZM64 11V12H65ZM72 11H74V10H72L71 9V12ZM89 11V12H90ZM133 12V14L132 13H130V12ZM13 12V11H12ZM61 12V11H60ZM69 12V11H68ZM92 12H94V10L92 11ZM92 12H90V13H92ZM100 12V11H99ZM102 12V11H101ZM127 12H128V16H126L127 15ZM143 12V11H142ZM178 12H182V11H177V13ZM48 13V12H47ZM52 14L54 13V12H51ZM66 13H67V11H66ZM73 13H75V12H73ZM80 13H81V11H80ZM95 13V12H94ZM97 13H98V11H97ZM97 13H95L94 15H92L93 17V19H94V17H95V19H96V16L95 15H98ZM104 13H101V14H104ZM104 14V15H101V17H100V19H106V16L108 17V15L107 14ZM129 13H130V15H129ZM190 13H191V17H190ZM61 14H63V13H61ZM60 14V15H61ZM79 14V13H78ZM89 14V13H88ZM131 14L133 15V18H134V22H132L133 24H129L130 25V27H129V25H124V24H127V22L132 18V16H131ZM140 14V13H139ZM138 14V15H139ZM144 14V13H143ZM142 14V15H143ZM169 14L171 15V16H169ZM49 15V14H48ZM54 15V14H53ZM73 15V14H72ZM106 15V16H105ZM168 15V16H167ZM50 16V15H49ZM48 16V17H49ZM66 17H68L67 16V14L65 15ZM74 16V15H73ZM83 16V15H82ZM81 16V17H82ZM87 16V15H86ZM89 16V15H88ZM98 16H100V15H98ZM103 16H104V18H103ZM131 16V17H130ZM165 16H167L166 18H165ZM54 17V16H53ZM58 17V16H57ZM70 17V16H69ZM72 17V16H71ZM70 17V18H71ZM90 17H91V15H90ZM59 18V17H58ZM79 18V17H78ZM152 18H150V19H152ZM174 18V17H173ZM53 19H55V18H53ZM77 19V18H76ZM80 19V18H79ZM91 19V18H90ZM92 19V20H93ZM100 19L99 18H97L96 20H99L100 21ZM137 19H139V18H137ZM136 19V20H137ZM49 20H50V18H49ZM63 20V19H62ZM70 20V19H69ZM84 20H86L85 18H84ZM84 20H82V21H84ZM131 20H133V19H131ZM140 20V19H139ZM52 21V20H51ZM67 21H68V18H67ZM81 21V20H80ZM98 21V22H99ZM148 21V22H147ZM56 22H58V21H56ZM56 22H54V24L56 23ZM72 23H74L73 21H71ZM71 22H69V23H71ZM85 22V21H84ZM87 22V21H86ZM106 22H107V19H106ZM130 22V21H129ZM136 22V23H135ZM140 21H139V23H141ZM203 22H204V24H203ZM78 23H80V22H78ZM83 23V22H82ZM81 23V24H82ZM100 23V22H99ZM98 23V24H99ZM104 23H105V21H104ZM66 24V23H65ZM64 24V26H66ZM107 24V23H106ZM106 24H105V27H103V28H106V27H108V28H110V29H112V27H109V26H106ZM110 24V25H111ZM51 25V24H50ZM87 25V29H89V30H91L89 27H88V25H89V23L88 24H85V26ZM95 25V24H94ZM100 25V28H101V23L99 24ZM107 25H109V24H107ZM124 25V26H123ZM138 25V26H139ZM60 26V25H59ZM70 26H73V25H70ZM78 26V25H77ZM76 26V27H77ZM84 26V25H83ZM96 26H97V24H96ZM141 26L139 27V28H141ZM188 26V25H187ZM68 27V26H67ZM117 27V28H116ZM135 27V26H134ZM189 27V26H188ZM206 27L208 28V29H206ZM52 28H54V27H52ZM65 29H66V27H64ZM79 28V27H78ZM85 28V27H84ZM85 28V29H86ZM96 28H98V27H96ZM108 28H106V31H108L107 29ZM118 28H119V30H118ZM148 28V29H147ZM56 29V28H55ZM61 29V28H60ZM69 29H74L73 27L72 28H69ZM75 29H77V28H75ZM75 29H74V31H73V34H74V32H75ZM180 29V30H179ZM62 30H64L63 28H62ZM67 30V29H66ZM80 30V29H79ZM179 30V31H178ZM209 30V31H208ZM61 31V30H60ZM69 31V30H68ZM88 31V30H87ZM93 30H91L90 31V33L92 32ZM101 31H103V30H101ZM101 31L99 32V34L101 33ZM128 31V32H129ZM182 33H181V32ZM208 31V32H207ZM62 32V31H61ZM79 32V31H78ZM82 32V31H81ZM95 32V31H94ZM126 32V31H125ZM179 32H180V34H179ZM186 32V33H185ZM67 32L65 31V33L64 34H66ZM72 33V30H71V32H70V34ZM76 33V32H75ZM104 33V32H103ZM106 33V32H105ZM112 33V32H111ZM121 33V36H122V32H120ZM142 33H143V31H142ZM72 34V35H73ZM94 34H96V32L94 33ZM94 34H91V35H94ZM132 34V33H131ZM144 34V33H143ZM179 34V36H177ZM61 35V34H60ZM78 35V34H77ZM77 35H76V37H77ZM100 35H102L101 36V41H102V37L103 36H105L104 34H100ZM113 35V34H112ZM115 35V34H114ZM113 35V36H114ZM118 35H120L119 33H118ZM125 35L127 36V35H129V34H127V32L125 33ZM133 35V34H132ZM145 35V34H144ZM150 35V34H149ZM148 35V36H149ZM79 36V35H78ZM84 36H86V35H84ZM96 36V38H97V36L98 35H95ZM95 36H93V37H95ZM141 36V35H140ZM139 36V33H138V37H140ZM146 36V35H145ZM147 36V37H148ZM175 36L178 38H176L177 39V41H176V43L177 44H175L174 45V43H175V41L174 40H172V39H175ZM67 37V36H66ZM74 37H75V35H74ZM92 37V38H93ZM107 37V36H106ZM124 37V36H123ZM147 37H145V40H146V38ZM92 38H91V40H92ZM104 38V37H103ZM135 38H137V37H134V39ZM80 39V38H79ZM84 39V38H83ZM94 39V38H93ZM98 39V38H97ZM94 39V40H92V41H98V42H101V41H99L100 39ZM113 39H114V37H113ZM112 39V40H113ZM120 39V38H119ZM131 39V38H130ZM78 40V39H77ZM107 41V40H106ZM106 41H105V44H106ZM103 42V41H102ZM121 42V41H120ZM145 42H147V41H145ZM168 42V43H167ZM186 43H192V48L193 47H195V46H197V47H195V50L193 51L192 49V53H190V52H188V50L186 51V50H184L185 48V45H186ZM98 45V43L96 42L95 43V45ZM108 44V43H107ZM106 44V45H107ZM130 44H131V46L133 45V47H132V50H133V48H134V51H132L131 50V48L129 47L130 46ZM185 44V45H184ZM189 44H188V46H189ZM193 44H195V46L193 45ZM81 45V44H80ZM99 45H103V46H105L104 44H102V43H100ZM98 45V47H100ZM110 45V44H109ZM140 46L141 45V47H137V46ZM75 46V45H74ZM108 46V45H107ZM107 46H105L104 48L102 47V49L103 50H107L108 48H107ZM116 46V47H117ZM137 48V50H136V48ZM178 46V47H177ZM128 47L130 48V51H129V49H128ZM165 47V48H164ZM187 47V46H186ZM67 48V47H66ZM71 48V47H70ZM73 48V47H72ZM81 48V47H80ZM105 48H107V49H105ZM187 48H189V47H187ZM197 48V49H196ZM76 49V48H75ZM118 49H119V47H118ZM79 50V49H78ZM77 50V51H78ZM80 50H82V49H80ZM79 50V51H80ZM110 50H112V48H110L109 50H107V51H109L108 53H110ZM121 50V49H120ZM123 50V51H124ZM136 50V51H135ZM184 50V51H183ZM190 50V51H191ZM76 51V52H77ZM107 51H105V52H107ZM113 51V50H112ZM124 51V52H125ZM129 51V52H128ZM144 51H141V53L142 52H144ZM83 52H85V51H82V54H84ZM115 52V51H114ZM167 52H168V54H170V57L174 60V62L172 63V64H166V63H168V62H165L166 61V58H168V55H167ZM101 53V52H100ZM126 53V54H127ZM136 53H134L135 54V56H137L138 58H140L141 57V59H138L137 57V59L135 58V57H133V56H131V57H133L132 59H133V62L135 63L136 61H138V62H141V61H147V60H143L144 58H143V56L142 55H144L143 53L142 54H136ZM105 54H107V53H105ZM111 54H113V52L111 53ZM102 55V54H101ZM100 55V56H101ZM118 55V54H117ZM124 55V54H123ZM71 56V55H70ZM162 56V55H161ZM101 57H103V56H101ZM112 57H114V54H113V56ZM112 57H111V59L109 60V62H114V60H112ZM131 57H129V59L131 58ZM147 57H149V58H147ZM159 57V56H158ZM103 59H106L105 58V56H104V58ZM102 59V60H103ZM154 59V60H153ZM157 59V58H156ZM135 60V61H134ZM158 60V59H157ZM169 60V59H168ZM86 61H88V60H86ZM85 61V62H86ZM106 61V60H105ZM117 61V60H116ZM129 62L131 61V60H128ZM161 61V60H160ZM108 62V63H109ZM120 62H121V59H120ZM119 62V63H120ZM148 62V61H147ZM84 63V62H83ZM110 63V64H111ZM118 63V62H117ZM116 63V64H117ZM127 63V62H126ZM149 63V62H148ZM92 64V63H91ZM130 65L132 64V63H129ZM137 64V63H136ZM139 64V63H138ZM140 64H142V62L140 63ZM140 64H139V66H140ZM156 64V63H155ZM198 64H200V66L198 65ZM105 65H107V63L105 64L104 63V66ZM127 65V64H126ZM160 65V64H159ZM84 66V65H83ZM92 66V65H91ZM99 66V65H98ZM113 66H116L115 64H113ZM113 66H112V68H110L111 69V72H112V69H113ZM119 66H121L120 64H119ZM133 66V65H132ZM131 66V67H132ZM150 66V65H149ZM151 66H154V63L151 65ZM166 66V67H165ZM100 67H102V66H99L98 67V69L100 68ZM130 67V68H131ZM136 67H138V65H135V68ZM142 67H144L145 68V65H142ZM147 65H146V68H145V70L144 69H142L141 68V66L140 67H138V71H139V68H141L140 69V71L137 73L139 76L142 74V72L143 73H145L146 75H147V72H146V69H147ZM85 68V67H84ZM91 68V67H90ZM104 68H107V66H105ZM119 68L120 67H118V68H116V70L121 74V71L122 70H120L119 71ZM123 68V67H122ZM134 68V67H133ZM134 68V69H135ZM89 69V68H88ZM101 69H103V67L101 68ZM110 69H109V71H110ZM160 69H159V73H160ZM169 69H171V68H169ZM104 70V69H103ZM114 70L115 69H113V74H114ZM135 70H137V69H135ZM144 70V71H143ZM82 71V73H83V70H81ZM92 71V70H91ZM100 71V70H99ZM106 71H108L107 69H106ZM117 71H115V77L117 76ZM131 71H133V70H131ZM147 71H149V68H148V70ZM110 72V73H111ZM126 72V71H125ZM124 72V70H123V75L124 74H126ZM134 72V71H133ZM140 72H141V74H140ZM150 73H152V77H155V75L153 74V72H151V71H149ZM171 72V71H170ZM81 73V74H82ZM155 73H156V71H155ZM162 73V72H161ZM160 73V74H161ZM135 74H136V72H135ZM134 74V75H135ZM157 74V73H156ZM163 74V73H162ZM82 75H84V74H82ZM87 75V74H86ZM108 75H110V77H111V75L112 74H108ZM142 75H144V74H142ZM88 76H89V73H88ZM113 76V75H112ZM119 76V75H118ZM117 76V77H118ZM121 76V75H120ZM125 76V75H124ZM132 76V75H131ZM138 76V77H139ZM145 76V75H144ZM161 76V77H160ZM92 77V76H91ZM115 77H113V78H115ZM148 79H149V83H151L152 82V79H151V81H150V76H149V74H148ZM84 79H85V77H83ZM90 78V77H89ZM96 78V77H95ZM107 78V77H106ZM106 78H104L103 77V79H100L101 81H103V80H105ZM156 78V77H155ZM92 79H94V78H92ZM117 79V78H116ZM124 79H126V78H124ZM129 78H127V81L126 80H124V82L123 81H121L120 80V82H122V83H124L125 85H126V82H128L129 81V83H130V81H132V82H134L133 80H128ZM139 79V78H138ZM137 79V80H138ZM184 79V78H183ZM83 80V79H82ZM86 80V79H85ZM89 80H91V78L89 79ZM96 80V79H95ZM99 80V79H98ZM107 80H110V78H108ZM143 80H144V77H143ZM185 80H187L186 78H185ZM97 81V80H96ZM146 81V82H147ZM95 82V81H94ZM105 82V81H104ZM118 82V81H117ZM140 82H142V80L140 79ZM154 82V81H153ZM152 82V83H153ZM154 82V83H155ZM95 83H97V82H95ZM110 82L108 81V84H109ZM148 83V84H149ZM152 83H151V85H152ZM197 83V84H196ZM100 84H101V82H100ZM135 84V83H134ZM97 85V84H96ZM99 85V84H98ZM111 85H114L113 83H111ZM136 85V84H135ZM145 85V84H144ZM5 86V85H4ZM92 86H94V85H92ZM109 86H110V84H109ZM108 86V87H109ZM116 85H114V87H115ZM119 86V85H118ZM149 86V85H148ZM158 86H159V91H158ZM96 87V86H95ZM100 87V86H99ZM108 87H106V89L107 90H109L110 88H111V86L109 87V89H108ZM121 87L123 88L124 87V85L122 86L121 85ZM138 87V86H137ZM161 87V88H160ZM4 88V87H3ZM116 88H118L117 90L119 91L120 89H122V88H120L119 89V87H116ZM130 88V87H129ZM139 88V87H138ZM169 88V87H168ZM168 88L166 89L167 91H169L170 90V88H171V90L173 89V87H170L169 88V90H168ZM175 88H177V87H175ZM174 88V89H175ZM104 89V88H103ZM115 89V88H114ZM114 89L112 90V91H108V92H113L114 91ZM124 90H125V88H123ZM140 89V88H139ZM147 89V88H146ZM1 90V89H0ZM85 89H83V90H81V91H84ZM87 90V89H86ZM116 90V89H115ZM116 90V91H117ZM126 90H127V88H126ZM130 90H131V88H130ZM129 90V91H130ZM145 90V89H144ZM143 90V91H144ZM171 90H170V92H171ZM81 91H77L78 92V95H79V93H83V92H81ZM102 91H105V90H102ZM128 91V90H127ZM162 91V90H161ZM165 91V90H164ZM173 91V90H172ZM5 92H7V91H5ZM4 92V93H5ZM101 92V91H100ZM124 92H126V91H124ZM133 92V91H132ZM174 92V91H173ZM173 92H171L172 94H174ZM180 92V93H179ZM8 93V92H7ZM6 93V97H9L8 95L9 94H7ZM89 95H88V94ZM87 93H85V94H87L88 95V97H85L86 99H88L89 101H92L93 99L91 98V97H94L95 96V94L97 93V92H94V94H92L91 96H90V93L89 92H87ZM119 93V92H118ZM117 93V96H119L120 95V93H121V91H120V93L118 94ZM130 93V92H129ZM142 93V92H141ZM161 93V92H160ZM163 93V92H162ZM105 94V93H104ZM104 94L102 95L103 97H104ZM107 94V93H106ZM105 94V95H106ZM124 94V93H123ZM134 95H135V93H133ZM133 94H132V98H133ZM146 94V93H145ZM181 94V95H180ZM1 95V94H0ZM101 95V94H100ZM108 95V94H107ZM125 95H126V93H125ZM139 95V94H138ZM113 96V95H112ZM115 96H116V93H115ZM116 96V97H117ZM131 97V94H129V95H126L125 97L126 98H128V97ZM136 96V95H135ZM142 96H145V95H143V93H142ZM3 97V98H2ZM1 98H0V103H1V100L3 99L4 100V98H5V96H4V94H3V96H2ZM103 97L101 98V99H103ZM124 96L122 95V97H118V98H121L122 100L124 99L123 98ZM139 97V96H138ZM84 98V99H85ZM106 98V96L104 97V100H106L105 99ZM108 96H107V100H108ZM112 98V97H111ZM143 98V97H142ZM148 98V97H147ZM78 99H81V98H78ZM84 100V102L85 101H87V100ZM92 99V100H91ZM100 99V100H101ZM117 99V98H116ZM116 99H115V97H114V101H116ZM130 99V98H129ZM136 99V98H135ZM134 99V100H135ZM140 99V98H139ZM144 99V98H143ZM165 99V100H164ZM68 100V99H67ZM103 101L104 102V104L106 103V102H111V100L110 101ZM127 100V99H126ZM126 100H123V101H125V103H127L128 104V102H126ZM146 100V99H145ZM144 100V101H145ZM160 100V101H159ZM169 100H171V99H169ZM28 101V100H27ZM26 101V102H27ZM78 101V100H77ZM89 101H87V103L86 104H88V103H90ZM98 101V100H97ZM112 101H113V99H112ZM118 101V100H117ZM140 101V100H139ZM143 101V100H142ZM141 101V102H142ZM147 101V100H146ZM150 101V102H151ZM181 101V102H182ZM25 102V103H26ZM83 102V101H82ZM84 102L83 103H81V104H84ZM103 102H101V103H103ZM118 102H120V101H118ZM118 102H116V103H118ZM130 102V101H129ZM138 102V101H137ZM150 102H148V104L150 103ZM179 102H180V100H179ZM93 103V102H92ZM92 103H90V104H92ZM115 103V102H114ZM121 103V102H120ZM124 103V102H123ZM124 103V105H121V108H122V106H124V108L125 107H127V105ZM133 102H131V104H132ZM140 103V102H139ZM183 103V102H182ZM109 104V103H108ZM108 104H106V105H108ZM113 104V103H112ZM134 104V103H133ZM138 104V103H137ZM136 104V105H137ZM184 104V103H183ZM104 106L105 108L107 107V106ZM116 105V104H115ZM126 105V106H125ZM143 105H144V103H143ZM146 105V104H145ZM144 105V106H145ZM88 107L90 106L89 104L87 105ZM101 105H99V107H100ZM129 106V105H128ZM135 106V105H134ZM134 106H133V109H134V111H135V108H134ZM151 106V108H153V106L151 105V103L149 104V106L147 107V108H149ZM84 107V106H83ZM130 107V106H129ZM173 108H174V110H175V108H176V106L174 107V106H172ZM98 108V107H97ZM114 109H115V107H113ZM118 108H120V107H118ZM138 108V107H137ZM136 108V109H137ZM146 108V109H147ZM179 108V107H178ZM178 108H176L177 109V111H178ZM87 109V108H86ZM86 109H83L84 111L83 112H81L80 114H78L79 116H77V117H74L75 119H74V121H73V123L71 124V126H70V129H69V134H70V137L72 138V143L71 142H69V139L67 138V142H65V143H67V145L65 146V148L63 147V152H62V150H61V152H62V157H61V155H60V161H62V163H60L61 164V167H59L60 168V170H59V175H63L65 172H66V166L67 165H69L71 162H74V159L76 158V157H79V156H77V154H79V153H81L82 155H83V162L85 163L86 162V157L87 156H91L92 157V159H93V157L95 158V157H99V156H106V158H104V160H103V167H105V168H108V167H110L111 165H114V167L115 166H117V168H118V166H119V169L120 168H122V170L124 171V168H123V165H124V163H123V160L121 161V160H119L118 158H116V159H114V160H112V158L111 157H109L108 155H111L112 154V151L116 148V141L114 140V138H112V136H110L111 134H109L110 133V131L108 132V134L105 132V133H103V135H102V133L100 132V130H99V128L97 127V125H96V121L94 122L93 120H95V119H91V118H93V117H91L90 116V114L87 112V110ZM94 109H96V107L94 108ZM100 109V108H99ZM126 109V108H125ZM130 109V108H129ZM128 109V110H129ZM142 109H144V108H142ZM109 110H111V108L109 109ZM108 110V111H109ZM124 110V109H123ZM131 110H132V108H131ZM130 110V111H131ZM150 110H152V109H150ZM150 110H146L148 113L150 112ZM155 110V109H154ZM94 111V110H93ZM92 111V112H93ZM96 111V110H95ZM133 111V112H134ZM137 111V110H136ZM140 111H141V108H140ZM139 111V112H140ZM145 111V110H144ZM176 111V112H177ZM187 111V112H186ZM98 112V114H100L99 112L100 111H97ZM97 112H93V113H96L97 114ZM104 114H105V109H103V111H102ZM142 112H143V110H142ZM77 113V112H76ZM121 113H123L122 111H121ZM127 113V112H126ZM151 113H152V111H151ZM150 113V114H151ZM95 114V115H96ZM142 114V113H141ZM140 113H139V115H141ZM153 114V113H152ZM166 114V115H167ZM178 114V113H177ZM94 115V114H93ZM94 115V116H95ZM119 115H121V114H119ZM123 115H125V118L126 117H128V119H130L131 117L128 115V114H123ZM126 115H128V116H126ZM131 115H132V111H131ZM138 114L136 115V113L134 114V116H136L137 117V119H136V121L134 120V121H132L133 123H134V125L135 124H137V126L136 127H138L135 131L139 134V135H145V137H147V139H146V141L148 140V139H151V138H154L153 136H155L156 135V137L161 133V130H160V132H155L156 130H155V121H154V118H150V117H146L145 115V119L146 120H144L143 121V119H144V116H143V119H141V120H139L140 118H141V116H140V118L138 119V116H139ZM147 115V114H146ZM173 115L175 116L174 118H176V117H178V119L177 120H175L174 118H173ZM187 115H190V117L192 116V119H190V118H188V116ZM105 117H108V114H106V115H104ZM104 116H100L99 118H100V120H102L103 118H104ZM113 116V115H112ZM118 116V115H117ZM122 116V115H121ZM134 116H132V117H134ZM165 116V115H164ZM97 118H98V116H96ZM130 117V118H129ZM159 117H157V119H160ZM95 118V117H94ZM98 118V119H99ZM114 118H115V116H114ZM125 118H121V120L122 119H124V121H125ZM150 118V119H149ZM1 119H4V118H0V123L2 124V122H1ZM118 119V118H117ZM127 119V118H126ZM127 119V120H128ZM149 119V120H148ZM97 120V119H96ZM100 120H99V123H101L102 124V122H100ZM107 120V119H106ZM108 120H110V119H108ZM119 120V119H118ZM118 120H115V121H118ZM137 120H139L138 122H137ZM147 120H148V122H147ZM5 121V120H4ZM45 121V120H44ZM103 121V120H102ZM142 121V122H141ZM121 122V121H120ZM126 122V121H125ZM128 122V121H127ZM131 122V123H132ZM136 122V123H135ZM141 122V123H140ZM152 122V123H151ZM159 122V121H158ZM140 123V124H139ZM155 123V124H154ZM138 124H139V126H138ZM159 124V123H158ZM103 125H104V123H103ZM117 125V124H116ZM119 125V124H118ZM121 125V124H120ZM129 125H131V124H129ZM148 125V126H147ZM14 127H18L17 125L16 126H14ZM41 127V126H40ZM40 127H37V128H40ZM119 127V126H118ZM128 127V126H127ZM179 127V129L177 130V128ZM13 128V127H12ZM20 128V127H19ZM45 128V125H43V128L42 129H44ZM107 128V127H106ZM148 129L147 131H146V133H145V131H144V129ZM157 128V127H156ZM159 128V127H158ZM157 128V129H158ZM18 129V128H17ZM17 129H15V131L17 130ZM22 129H24V128H22ZM22 129H20L21 131H23ZM111 129V128H110ZM112 129H113V126H112ZM115 129V128H114ZM113 129V130H114ZM126 129V128H125ZM129 129V128H128ZM127 129V130H128ZM145 129V130H146ZM154 129V130H153ZM37 130V129H36ZM154 132H153V131ZM179 130H182L183 131V133H182V131L180 132ZM9 131H11V130H9ZM17 131H19V129L17 130ZM16 131V132H17ZM28 131L30 132V127H29V129H27L26 131H23L24 133H27L26 135H28L29 134V136H31V134L30 133H28ZM42 131V130H41ZM123 131V130H122ZM133 130H131V132H132ZM151 132V133H148V132ZM178 131V132H177ZM155 134V135H152L153 133ZM10 133V132H9ZM38 133H39V131H38ZM41 133V132H40ZM117 133H119V132H117ZM122 133V132H121ZM129 133H130V130H129ZM145 133V134H144ZM180 133V134H179ZM183 135H182V134ZM2 134L3 133H1V136H2ZM17 134H18V132H17ZM43 134V133H42ZM136 134V133H135ZM138 134H137V136H138ZM148 134H150V135H148ZM158 134V135H157ZM19 135V134H18ZM21 135V134H20ZM19 135V136H20ZM105 135V136H104ZM116 135V134H115ZM162 135V134H161ZM160 135V137H162L163 139L164 138H166L165 136H161ZM15 136V135H14ZM13 136V137H14ZM22 136V135H21ZM20 136V139H23V141H24V138H22ZM115 137V136H114ZM148 137H151V138H148ZM159 137V138H160ZM18 138V137H17ZM34 138V137H33ZM105 138V139H104ZM130 138V137H129ZM129 138H128V141H130L129 140ZM133 138V137H132ZM166 138V139H167ZM211 138H213L214 140H213V142L211 143ZM28 139V138H27ZM29 139L31 140V138L29 137ZM35 139V138H34ZM142 139V138H141ZM210 139V140H209ZM3 140V139H2ZM30 140H29V142H30ZM121 140V139H120ZM123 140V139H122ZM121 140V141H122ZM139 140V139H138ZM153 139H151V141H152ZM165 140V139H164ZM11 141V140H10ZM13 141V140H12ZM27 142L26 143H29L28 142V140H26ZM65 141V140H64ZM63 141V142H64ZM120 141V142H121ZM126 141V140H125ZM140 141V140H139ZM150 141V140H149ZM148 141V142H149ZM170 141V142H171ZM194 141H192V142H194ZM19 142V141H18ZM79 142H82L81 143V145L79 144V147H81V149H80V152H79V148H77L76 147V145L79 143ZM119 142V143H120ZM136 142V141H135ZM147 142V143H148ZM165 144H167V141L165 140ZM210 142V143H209ZM0 143H1V141H0ZM5 143H7V142H5ZM19 143H21V142H19ZM142 143V142H141ZM143 143H145V142H143ZM151 143V142H150ZM149 143V144H150ZM30 144V143H29ZM28 144V145H29ZM63 143H61V146H63V145H65V144H63ZM136 144H138V143H136ZM152 144V143H151ZM156 144V143H155ZM169 144V143H168ZM200 144V143H199ZM204 144V145H205ZM8 145V144H7ZM7 145H6V147H7ZM14 145V144H13ZM22 145V144H21ZM24 145H25V141H24ZM132 145V144H131ZM170 145V144H169ZM204 145H201V146H204ZM0 146L2 147V146H4L5 147V144L2 142V145L0 144ZM39 146H40V144H39ZM127 146V145H126ZM143 146V145H142ZM147 146V145H146ZM150 146H152V145H150ZM157 146V145H156ZM174 146V145H173ZM180 146V145H179ZM6 147L4 148L5 149V151H8V153L10 152L9 151V148L8 149H6ZM15 147H16V145H15ZM119 147V146H118ZM178 146H177V144H176V148H177ZM197 147H198V145H197ZM207 147V148H206ZM25 148V147H24ZM24 148H22V149H24ZM125 148V147H124ZM145 148V147H144ZM155 148V147H154ZM176 148L175 147H173V150L175 149L176 150ZM192 148H193V150H194V152L195 153H197V148L195 147V146H192ZM133 149V148H132ZM155 149H157V148H155ZM163 149V148H162ZM171 149H172V147H171ZM181 148L180 147H178V149H177V151L178 150H180ZM183 149V150H184ZM204 149V148H203ZM209 149V150H208ZM1 150V149H0ZM40 150V149H39ZM119 150V149H118ZM125 150V149H124ZM137 150V149H136ZM148 150V149H147ZM152 150V149H151ZM165 150V149H164ZM172 150V151H173ZM174 150V151H175ZM187 150V151H188ZM190 150H191V148H190ZM189 150V151H190ZM4 151V150H3ZM4 151V152H5ZM22 151V150H21ZM116 151V150H115ZM135 151V150H134ZM156 151V150H155ZM166 151V150H165ZM169 152L170 154L172 153V155H174L173 153H174V151L173 152ZM203 151V152H204ZM4 152H1V154H3V157L5 158V157H7V156H4ZM40 151H38V153H39ZM162 152V151H161ZM179 152H181V150L179 151ZM192 152V151H191ZM191 152H187L189 155H190V153ZM33 153H35V152H33ZM115 153V152H114ZM125 153V152H124ZM154 153V152H153ZM178 153V152H177ZM177 153H175V155L176 156H173V158L174 157H180V156H182V154L181 155H178L177 156ZM187 153H183V155L186 157V156H188L187 155ZM9 154H12L11 152L9 153ZM40 154V153H39ZM134 154H136V153H134ZM169 154V155H170ZM186 154V155H185ZM192 154V153H191ZM204 154V153H203ZM16 155V154H15ZM36 155V154H35ZM41 155V154H40ZM115 155V154H114ZM153 155V154H152ZM159 155V154H158ZM160 155H161V157L163 156L164 157V155H165V157L167 158V154H161L160 153ZM169 155H168V159H169V161H170V159H172V158H169ZM201 155V153L199 154V156ZM206 155V154H205ZM1 157H0V163H2V165H8V168H10V165H12V164H9V163H11V162H9V160L8 161H2L1 162V159L3 160L4 158H2V155H0ZM113 156V155H112ZM151 156V155H150ZM171 156V155H170ZM191 156V155H190ZM207 156H208V154H207ZM240 156H241V158H240ZM13 157H16V156H14L13 155ZM19 156H17V158H18ZM156 157V156H155ZM158 157H160V156H158ZM160 157V158H161ZM164 157V158H165ZM189 157V156H188ZM188 157H187V159H188ZM201 157V156H200ZM203 157V156H202ZM201 157V158H202ZM10 158V160L11 159H13L12 158V155L9 157ZM22 158V157H21ZM20 158V159H21ZM38 158H39V156H38ZM81 158V157H80ZM111 158V159H110ZM135 158V157H134ZM190 158H192V157H190ZM189 158V160H187L186 159V161L189 163V165H190V160L192 161V159H190ZM198 158V157H197ZM91 159V160H92ZM143 159H145V158H143ZM156 160H157V157L155 158ZM7 160V159H6ZM22 160V159H21ZM40 160V159H39ZM151 160H153V158L151 159ZM155 160V161H156ZM166 160V159H165ZM175 160H178V158L177 159H175ZM175 160H172V161H174V162H176L177 163V161H175ZM179 160H182V161H184L183 160V158L181 159H179ZM179 160H178V163H179ZM15 161V160H14ZM13 161V162H14ZM17 162H19V158L16 160ZM26 161V162H25ZM137 161V160H136ZM144 161H148V160H144ZM143 161V162H144ZM150 161V160H149ZM148 161V162H149ZM160 161H162V160H160ZM164 161V160H163ZM169 161H168V164L166 165L165 163V165H166V167H168V165H169ZM172 161H171V164H172ZM181 161V162H182ZM204 161V162H203ZM7 162V163H6ZM9 162V163H8ZM22 162V161H21ZM24 162L26 163V165H27V162H29V160H24ZM40 162H41V160H40ZM40 162H39V164H40ZM76 162H79V160H77ZM75 162V163H76ZM141 162V161H140ZM150 162H152V161H150ZM165 162V161H164ZM167 162V161H166ZM185 162V161H184ZM203 162V163H202ZM210 162V161H209ZM20 163V162H19ZM25 163H23V165L25 164ZM34 163H35V161H34ZM74 163V164H75ZM95 163V162H94ZM146 163V162H145ZM186 163V162H185ZM78 164H80V163H77L76 165L78 166ZM100 164V163H99ZM134 164L136 165V162L135 163H133V167L131 168L130 167V169H132V170H127L129 173H127L126 172V174H124L123 173V171L122 172H119L118 170L115 172L114 171V173H116V174H111V175H109V176H107V177H102L101 179H96V182L97 181H99L100 180V182L98 183L99 185H101V186H107L109 189H115V190H117V191H121L119 194H123V191L124 192H131L132 191V189H134L136 186H137V177H138V174H137V172H136V174H134L135 173V170H136V166H134ZM194 164H197L196 162H194ZM199 164V163H198ZM21 165H22V163H21ZM30 165H32V164H30ZM29 165V166H30ZM35 165V167H33L32 168V166H27V167H29L30 169H28V170H33L32 172H34V169L35 168H37L36 166V164H33V166ZM88 165H90V162H88ZM87 165V166H88ZM92 165V164H91ZM90 165V166H91ZM97 165V164H96ZM146 165V164H145ZM179 165V164H178ZM200 165H199V167H200ZM20 166V165H19ZM25 166V165H24ZM23 166V167H24ZM83 166V165H82ZM160 166V165H159ZM171 165H169V167H170ZM226 166V167H225ZM3 167V166H2ZM1 167V168H2ZM21 167V166H20ZM78 167H80V166H78ZM99 167V166H98ZM147 167V166H146ZM156 167V166H155ZM164 167V166H163ZM168 167V168H169ZM172 167H174V164L172 165ZM192 167H194L193 165H192ZM1 168H0V172H1ZM7 167H6V169H8ZM82 168V167H81ZM81 168H80V170H81ZM85 168V169H84ZM84 168H83V170H85L86 171V167L84 166ZM91 168V167H90ZM104 168V169H105ZM116 168V167H115ZM142 168V167H141ZM157 168V167H156ZM165 168V167H164ZM163 168V169H164ZM187 168V167H186ZM194 168H196V167H194ZM236 168V167H235ZM94 169V168H93ZM96 169V168H95ZM112 169V168H111ZM129 169V168H128ZM143 169H145L144 167H143ZM169 169H173V168H169ZM9 170V169H8ZM79 170V171H80ZM90 170V169H89ZM89 170H87V171H89ZM100 170V169H99ZM177 170H178V168H177ZM195 170V169H194ZM35 171H37V170H35ZM125 171H126V168H125ZM133 171V172H132ZM149 171V170H148ZM165 171V170H164ZM203 171V170H202ZM227 171V170H226ZM32 172H31V175L33 176V174L35 173H33L32 174ZM84 172V171H83ZM83 172H80L79 174H84ZM90 172V171H89ZM93 172V171H92ZM101 172V171H100ZM113 172V171H112ZM143 171H141V173H142ZM173 172V171H172ZM171 172V176H173V173ZM26 173V172H25ZM72 172L70 171V173H68V174H71ZM145 173V172H144ZM164 173V172H163ZM168 173V172H167ZM169 173H170V171H169ZM182 173V172H181ZM185 173V172H184ZM194 173H196V172H194ZM225 175H224V174ZM232 173V174H233ZM36 174V173H35ZM87 174H90V173H88L87 172ZM93 174V173H92ZM107 174H109V172H107ZM139 174H140V172H139ZM143 174V173H142ZM178 174H179V172H178ZM183 174V173H182ZM182 174H180V176H181V178H183V176L184 175H182ZM37 175V174H36ZM35 175V176H36ZM74 175V174H73ZM78 175V174H77ZM95 175V174H94ZM102 175V174H101ZM148 175V174H147ZM189 175V177H190V174H188ZM188 175H185V176H187L188 177ZM235 175V176H236ZM0 176H1V174H0ZM3 176V175H2ZM2 176L0 177V179L2 178ZM65 176V175H64ZM93 176V175H92ZM163 176V175H162ZM81 177H83V175H81ZM121 177H123V179L121 178ZM164 177H165V175H164ZM164 177H162V178H164ZM174 177H175V179H177L178 177H176V174L174 175ZM187 177H184L185 179H187ZM36 179H34V180H36L37 181V179H38V176L37 177H35ZM80 178V177H79ZM183 178V179H184ZM191 178V177H190ZM33 179V178H32ZM42 179V178H41ZM120 179H122V180H120ZM166 179V178H165ZM172 179V178H171ZM179 179H180V177H179ZM178 179V180H179ZM183 179H180L181 181L183 180ZM184 179V180H185ZM201 179V178H200ZM211 179V180H210ZM243 179H246V178H243ZM242 179V180H243ZM2 180V179H1ZM0 180V181H1ZM39 180H40V178H39ZM38 180V181H39ZM180 180L178 181V183L180 182ZM210 180V182L208 183V185H207V182ZM74 181H76V180H74ZM120 181V182H119ZM249 181H251L252 182V180H249ZM249 181H248V185H249ZM253 181H255V180H253ZM2 183H3V181H1ZM35 182V181H34ZM40 182H41V180H40ZM76 182H78V181H76ZM96 182H95V184H96ZM185 182V181H184ZM188 182H189V180H188ZM204 182V181H203ZM213 182V184H215ZM231 182V181H230ZM64 183V182H63ZM146 183H147V181H146ZM183 183V182H182ZM210 183H211V185H210ZM239 184L241 183V182H238ZM257 183V182H256ZM75 184V183H74ZM74 184H73V186H74ZM181 184V183H180ZM203 183H201L200 185H202ZM246 184V185H247ZM3 185H4V183H3ZM2 184H1V188L0 189H2V186H3ZM55 185H56V183H55ZM172 185V184H171ZM184 185V184H183ZM182 185V186H183ZM199 185V186H200ZM217 185V184H216ZM219 185V184H218ZM217 185V187H219ZM234 185V184H233ZM246 185H244V187L246 186ZM258 185V184H255V182L254 183H252V184H250L249 186H246L245 188L242 186V185H236V186H241V187H239L240 189L243 187V190H242V193L239 191V194H237V198L235 199V201H237V202H235V204H234V206L231 204V201L228 203V210H227V212L230 214H228L230 217V219H233L234 218V216L232 215V214H234L235 215V212H233L232 213V211L234 210V211H236L237 210V217L235 216V218H237V222L240 224V225H237V224H235L236 225V228H237V226H240V227H246V229H248L249 231H251V229L250 228H253L254 227V229L256 228V229H258V231H262L263 230V226H264V224H263V222H264V186H263V188L262 187H260L259 185L257 186V187H259V188H257L256 186ZM5 186V185H4ZM28 187H31V186H29V185H27ZM35 186H37V185H35ZM39 186V185H38ZM65 186V185H64ZM64 186H62V188H63V190L64 189H66ZM148 186V188H149V185H147ZM181 186V187H182ZM28 187H26V188H28ZM40 187V186H39ZM106 187V188H107ZM202 187V186H201ZM200 187V188H201ZM214 187V186H213ZM61 188V189H62ZM199 188V189H200ZM203 189H204V187H202ZM205 188H207V187H205ZM237 187H235L234 188V186H227V189H225L224 191H223V194L225 193V191H228L230 194H231V198L233 197V192H234V190L236 189ZM4 189V190H3ZM3 192H2V190L0 191V193H3V194H1L2 195V198H3V195H4V193H5V195H4V197H6L7 196V193H6V191H5V187H3ZM33 189V188H32ZM37 189H38V187H37ZM94 189H96V188H94ZM98 189V188H97ZM100 189V191H98V193L97 192H94V194L95 193H97V194H99V192H101V190L103 189H101V188H99ZM98 189V190H99ZM203 189H201L202 190V192L204 193V191H203ZM213 189H215L216 190V188L214 187ZM218 189V188H217ZM238 189V188H237ZM19 190V189H18ZM41 190V189H40ZM54 191L55 190H57V187L56 188H54L53 189ZM53 190H51V191H53ZM112 190V191H113ZM142 190H144V187L140 184L139 186H138V188L136 189V192H135V194L137 195V194H140V191H142ZM145 190H147V188L145 189ZM144 190V192H145V194H143L144 195V197H142V198H140V199H142V202H143V206L145 207L144 209H146L147 208V205L145 204L146 202H147V200L149 201V194H148V192L147 191H145ZM149 190H151L150 188H149ZM215 190H214V192H215ZM5 191V192H4ZM24 191V190H23ZM53 191V192H54ZM111 191V190H110ZM134 191V190H133ZM132 191V192H133ZM180 191V190H179ZM179 191H177V192H179ZM183 191V190H182ZM182 191H180V192H182ZM205 191H206V193H207V190L205 189ZM213 191V190H212ZM219 191V194H220V187H219V189L217 190V192ZM22 192V191H21ZM41 192V191H40ZM114 192V191H113ZM144 192H142V193H144ZM154 192V191H153ZM152 192V193H153ZM214 192H212V197H210V199H212L213 198V193ZM217 192H215L214 194H216ZM9 193V192H8ZM50 193V192H49ZM117 193V192H116ZM141 193V194H142ZM205 193V194H206ZM44 194V195H43ZM60 194V193H59ZM96 194V195H97ZM109 194V193H108ZM111 194V193H110ZM151 194V193H150ZM182 194V193H181ZM180 194V195H181ZM186 194V193H185ZM204 194V196L203 197H205V196H207V195H205ZM207 194H209V193H207ZM210 194H211V192H210ZM209 194V195H210ZM219 194H216V196L217 197H219L220 199H222L221 198V196H219ZM236 194V193H235ZM0 195V196H1ZM9 195V194H8ZM30 195H32V194H30ZM41 195V194H40ZM42 195L44 196V198H46V193H42ZM103 195H104V192H103ZM113 195L115 196V192L113 193ZM125 195V194H124ZM123 195V196H124ZM130 195V194H129ZM134 195V194H133ZM221 195V194H220ZM228 194L226 193V196H227ZM49 196V197H48ZM47 196V198H48V200H51V201H55L54 199H53V195L52 194H50V195H48ZM51 196H53V197H51ZM60 196V198L62 197L61 196V194L60 195H58V197ZM179 196V195H178ZM211 196V195H210ZM225 196V197H226ZM9 197V196H8ZM30 197V196H29ZM37 197V196H36ZM92 197H93V195H92ZM95 197H97V196H95ZM121 197H122V195H121ZM127 197V196H126ZM134 197V196H133ZM137 197V196H136ZM180 197V196H179ZM198 197V196H197ZM215 197V196H214ZM7 198V197H6ZM30 198H33L32 196L30 197ZM46 198V199H47ZM51 198V199H50ZM59 198V199H60ZM101 198H103V197H101ZM108 198V197H107ZM109 198H110V196H109ZM108 198V199H109ZM130 198H132L131 197V195H130ZM151 198H154V197H152V195H151ZM181 198V197H180ZM179 198V199H180ZM201 198V197H200ZM206 198H209L208 196L206 197ZM219 198H218V201H219ZM59 199H56V201L57 202H61ZM104 199V198H103ZM116 199H117V197H116ZM127 199V198H126ZM137 199V198H136ZM139 199V200H140ZM143 199H145V200H143ZM202 199V198H201ZM118 200V199H117ZM120 200H121V198H120ZM133 200V199H132ZM135 200V199H134ZM152 200V199H151ZM183 200V199H182ZM214 200H216L215 198H214ZM225 200V199H224ZM108 201V200H107ZM106 201V202H107ZM114 201V200H113ZM126 201V200H125ZM154 201V200H153ZM184 201V200H183ZM213 201V200H212ZM211 201V202H212ZM218 201L216 200V204H218ZM71 202V201H70ZM74 202V201H73ZM103 202V201H102ZM152 202V201H151ZM199 202H200V199H199ZM221 202V201H220ZM135 203H136V201H135ZM201 203V202H200ZM207 203H209L210 204V200L207 202L206 201V205H205V207L206 206H208V208L209 207H212L211 206V204L209 205H207ZM213 203H215V201L213 202ZM67 204V203H66ZM69 204V203H68ZM66 205V207H69V205ZM117 204V203H116ZM148 204H149V202H148ZM220 204V203H219ZM236 204H239V206L240 207H237V205ZM132 205V204H131ZM203 205H204V203H203ZM202 205V206H203ZM200 206V205H199ZM216 205H214V207H215ZM222 206V204H220V206H216V208H220ZM236 206V207H235ZM7 207V206H6ZM6 207H4L3 208V206H2V203H1V198H0V216H1V213H2V211L3 210H5V211H3V214H6ZM213 207V208H214ZM71 208V207H70ZM223 208H224V205H223ZM234 208V209H233ZM121 209V208H120ZM195 209V208H194ZM202 209V208H201ZM210 209V208H209ZM221 209V208H220ZM7 210H8V208H7ZM71 210H72V208H71ZM85 210V209H84ZM106 210V209H105ZM104 210V211H105ZM147 210V209H146ZM198 210V209H197ZM203 210V209H202ZM117 211V210H116ZM119 211V210H118ZM126 211V210H125ZM220 211V210H219ZM226 211V210H225ZM71 212V211H70ZM103 212V211H102ZM106 212V211H105ZM208 213L209 212V210L207 209L206 211L204 210V214H202V212H200L199 213V215L200 214H202L203 216H205V213ZM72 213V212H71ZM79 213V212H78ZM114 213V212H113ZM213 213V212H212ZM147 214V213H146ZM146 214H144V216H146ZM155 215H156V213H154ZM209 214V213H208ZM207 214V216H209ZM210 214H211V209H210ZM148 215V214H147ZM5 216V220H7V218H6V215H4ZM186 216V215H185ZM201 216V215H200ZM202 216V218H204ZM211 216H212V214H211ZM231 216H232V218H231ZM9 217V216H8ZM213 217V216H212ZM215 217V216H214ZM224 217V216H223ZM148 218V217H147ZM201 218V219H202ZM207 218V217H206ZM234 218V222L235 223H237L236 222V219ZM140 219H141V217H140ZM151 219V218H150ZM83 220V219H82ZM81 220V221H82ZM144 220V219H143ZM217 220V219H216ZM218 220H220V219H218ZM198 221H199V219H198ZM197 221V222H198ZM201 221V220H200ZM233 220H231L230 222H232ZM234 222H233V225H234ZM4 223V222H3ZM84 223V222H83ZM82 223V224H83ZM89 223V222H88ZM87 223V224H88ZM1 224V223H0ZM86 224V223H85ZM147 224V223H146ZM202 225H203V223H201ZM216 224V223H215ZM214 224V225H215ZM223 224V223H222ZM231 224L232 223H229V221H228V224L227 225H229L230 227H229V229L231 228ZM261 224H263V226H261ZM80 225H81V222H80ZM95 225V224H94ZM141 225H142V223H141ZM140 225V226H141ZM144 225H145V223H144ZM220 225V224H219ZM232 225V226H233ZM6 226H7V224H6ZM109 226H111V225H109ZM146 226V225H145ZM145 226H143V227H145ZM204 226V225H203ZM184 227V226H183ZM191 228V227H190ZM193 228V227H192ZM206 228V227H205ZM228 228V227H227ZM232 228H234V227H232ZM239 228V227H238ZM148 229V228H147ZM188 229V228H187ZM195 229V228H194ZM194 229H192V230H194ZM245 229V230H246ZM83 230H85L86 231V227H85V229L83 228ZM90 230H92V229H90ZM227 230V229H226ZM230 230H232V229H230ZM237 230V229H236ZM239 230V229H238ZM241 230H243V229H241ZM248 230L246 231V232H248ZM77 231V230H76ZM97 231V230H96ZM106 231H108V230H106ZM198 231H199V229H198ZM213 231V230H212ZM233 231H235V230H233ZM257 231V230H256ZM260 231V232H261ZM75 232V231H74ZM116 232V231H115ZM194 232H196V231H194ZM226 232V231H225ZM230 232V231H229ZM228 232V233H229ZM232 232V231H231ZM236 233L237 232H239V231H235ZM245 232V231H244ZM252 232H253V230H252ZM263 232V231H262ZM107 233V232H106ZM207 233V232H206ZM82 234H84V232L82 233ZM81 234V235H82ZM89 234V233H88ZM87 234V235H88ZM91 234V233H90ZM90 234L88 235V236H90ZM116 234V233H115ZM239 234V233H238ZM237 234V235H238ZM242 234V233H241ZM243 234H245V233H243ZM252 234V233H251ZM9 235V234H8ZM92 235V234H91ZM220 235V234H219ZM246 235V234H245ZM5 236V235H4ZM3 236V237H4ZM83 236H86V234H84ZM241 236V235H240ZM249 236V235H248ZM248 236H247V238H248ZM2 237V239H4ZM220 237V236H219ZM237 237H239V236H237ZM236 237V238H237ZM243 237V236H242ZM242 237L240 238V239H242ZM261 237V236H260ZM259 237V238H260ZM82 238V237H81ZM86 238H87V236H86ZM221 238V237H220ZM88 239V238H87ZM222 239V238H221ZM5 240H6V238H5ZM4 240V241H5ZM86 239H84V241H85ZM90 240V239H89ZM110 240H111V238H110ZM215 240V239H214ZM7 241V240H6ZM242 241V240H241ZM9 242V241H8ZM264 242V241H263ZM10 243V242H9ZM214 243V242H213ZM238 244V243H237ZM236 244V245H237ZM259 244V243H258ZM113 246H116V245H113ZM9 247V246H8ZM231 247H232V245H231ZM239 248V247H238ZM237 248V249H238ZM247 248H249V247H247ZM246 248V249H247ZM260 248V247H259ZM252 250V249H251ZM111 251V250H110ZM236 251V250H235ZM125 253V252H124ZM241 253V252H240ZM220 256V255H219ZM233 257H234V255H233ZM237 257V256H236ZM238 257H240V255H238ZM226 258H227V256H226ZM243 258V257H242ZM227 259H230V258H227ZM236 259V258H235ZM239 260H240V258H239ZM229 261L230 260H228V263H229ZM235 261L237 262L238 261V259H236V260H232L231 262L233 263H235ZM261 261V260H260ZM230 262V263H231ZM221 263V262H220ZM229 263V264H230ZM233 263V264H234ZM218 264V263H217ZM221 264H224V263H221ZM239 264V263H238ZM254 264V263H253ZM258 264V263H257Z\"/></svg>","mask_w":264,"mask_h":264}]
</instances>
